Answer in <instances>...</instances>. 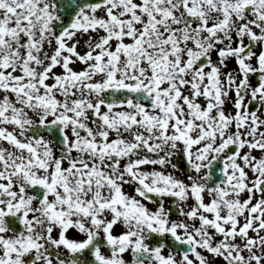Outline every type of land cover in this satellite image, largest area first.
I'll use <instances>...</instances> for the list:
<instances>
[{
    "label": "snow or ice",
    "instance_id": "snow-or-ice-1",
    "mask_svg": "<svg viewBox=\"0 0 264 264\" xmlns=\"http://www.w3.org/2000/svg\"><path fill=\"white\" fill-rule=\"evenodd\" d=\"M0 264H264V0H0Z\"/></svg>",
    "mask_w": 264,
    "mask_h": 264
},
{
    "label": "rangeland",
    "instance_id": "rangeland-1",
    "mask_svg": "<svg viewBox=\"0 0 264 264\" xmlns=\"http://www.w3.org/2000/svg\"><path fill=\"white\" fill-rule=\"evenodd\" d=\"M77 66L79 67V65H77ZM234 66H235V65H234V61L229 63V68H230V69H231V68H234ZM251 79H252V77H251ZM256 155L259 156V153L257 152ZM150 206H151V205H150Z\"/></svg>",
    "mask_w": 264,
    "mask_h": 264
},
{
    "label": "flooded vegetation",
    "instance_id": "flooded-vegetation-1",
    "mask_svg": "<svg viewBox=\"0 0 264 264\" xmlns=\"http://www.w3.org/2000/svg\"><path fill=\"white\" fill-rule=\"evenodd\" d=\"M213 59H214V60L216 59V56H215V55H213ZM165 203H166V205H167L168 201H166Z\"/></svg>",
    "mask_w": 264,
    "mask_h": 264
}]
</instances>
